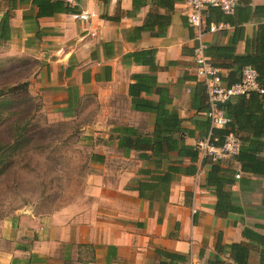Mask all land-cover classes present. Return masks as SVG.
Returning a JSON list of instances; mask_svg holds the SVG:
<instances>
[{"label":"crops","instance_id":"obj_1","mask_svg":"<svg viewBox=\"0 0 264 264\" xmlns=\"http://www.w3.org/2000/svg\"><path fill=\"white\" fill-rule=\"evenodd\" d=\"M59 7L40 18L17 7L0 48L31 59L28 93L51 117L72 121L94 109L80 129L82 193L46 217L2 222L0 264H264V102L233 98L223 107L248 162L217 163L218 199L207 184L211 165L185 154L210 127L190 73L184 0L157 37L140 28L148 13L168 14L156 0ZM4 11L0 2V19ZM80 12L86 20L72 17ZM204 25H221L202 42L223 78L237 80L245 63L260 62L264 75V0H243L229 16L210 8Z\"/></svg>","mask_w":264,"mask_h":264},{"label":"rangeland","instance_id":"obj_2","mask_svg":"<svg viewBox=\"0 0 264 264\" xmlns=\"http://www.w3.org/2000/svg\"><path fill=\"white\" fill-rule=\"evenodd\" d=\"M6 49L0 48V86L28 83L33 71L31 59L6 56ZM30 97L33 100L24 101L20 107L30 106L32 118L22 115L20 121V125L28 122L22 134L29 140L22 141L19 151L9 155L0 174V224L19 216L46 217L82 193L86 158L79 141L80 129L94 109L64 121L51 117L38 97ZM4 128H0V138L10 144L9 130Z\"/></svg>","mask_w":264,"mask_h":264},{"label":"built area","instance_id":"obj_3","mask_svg":"<svg viewBox=\"0 0 264 264\" xmlns=\"http://www.w3.org/2000/svg\"><path fill=\"white\" fill-rule=\"evenodd\" d=\"M48 1H60L67 7H74L77 0ZM237 1L184 0L188 7V11L185 13L186 24L191 31V40L194 42L191 49L192 68L190 73L204 89L207 105L205 117L209 121L210 129L215 130H223L230 123V119L225 116L221 107H217V104L237 97H247L250 93L262 94V89L256 80V71L251 66L242 67L239 81L227 85L221 79L220 70L211 63L204 53L205 46L202 37L207 33L215 32L221 26L204 25L207 10L216 8L224 16H229L233 14ZM72 17L77 20H86L87 15L80 12L72 15ZM215 142L216 138L211 139L210 134H208L205 140L197 145V154L202 159H208L211 163H218L221 160L237 156L240 142L234 134L228 133L219 146L214 145ZM193 264L200 263L195 262Z\"/></svg>","mask_w":264,"mask_h":264},{"label":"trees","instance_id":"obj_4","mask_svg":"<svg viewBox=\"0 0 264 264\" xmlns=\"http://www.w3.org/2000/svg\"><path fill=\"white\" fill-rule=\"evenodd\" d=\"M181 1V0H156L157 5H164L167 8L168 14H151L148 13L145 17V21L143 25L140 27L142 30L148 32V34L152 37H157L161 33H163L170 22V14L172 12V7L174 2ZM5 6V11L2 14V17L0 19V41L6 42L9 40V34H10V28L7 23V19L10 15V13L15 10L17 7L23 6V5H29L31 8L36 9L35 12V18H40L43 16L51 15L52 13L56 12L57 6L62 5L64 7H59V12L68 13L69 10L65 5H63L60 1H48V0H0ZM133 6L137 7L140 4V0H132ZM214 65V64H213ZM215 66V65H214ZM244 66H250L249 64L245 63L242 64L239 67L238 72V78L237 80L233 81H227V78H223L221 76V79L227 84H234L239 81L240 71L242 67ZM216 67V66H215ZM257 74V83L259 84L260 88L262 89V94H255L250 93L247 96V99L254 98L253 100H260V103L264 102V75L260 72V62L252 67ZM28 83L22 82L20 84H14L12 86H0V128L5 127L4 129H8L9 137L11 139V143H7L1 140L0 138V174L3 173V169L5 165L3 163L5 160L9 157V155H12V152L19 151L22 141L29 140V138L24 137V131L28 125V122H25L24 124L20 125V121L22 119V115L25 116V118H32L29 116L28 109L30 106H28L26 109L20 108L23 107L21 105L25 104L24 101L31 102L33 98H31L28 95ZM239 100L245 99V97H237ZM31 105V104H30ZM27 110V111H26ZM222 111L224 112L225 116L230 119V123L227 125V128L223 130H215L210 129L208 131V134H210V138H216V142L214 145L219 146L224 137L228 133H232L236 136L235 132L232 129V116L229 111H227V108H222ZM232 117V118H231ZM262 120H264V113L262 110H260V130L263 127L261 123ZM23 133V134H22ZM207 134V135H208ZM1 137V136H0ZM237 137V136H236ZM238 139V138H237ZM185 154L189 156V158L195 159L197 155V147L191 152L189 149H185ZM237 159L240 162L247 161L248 157L241 156V150L239 148V152L237 156L234 157V159ZM204 161H207L211 167L210 172L207 180V184L213 187L214 193L216 194V197L219 199V193L221 192V184L222 181L219 178L212 179L211 176L218 170L217 169V163H211L208 159H203ZM232 248H237L235 245L229 246ZM238 252L244 254L240 249H238ZM172 256H168V258H171ZM238 262H242L239 258L237 259V256L234 257V260Z\"/></svg>","mask_w":264,"mask_h":264},{"label":"water","instance_id":"obj_5","mask_svg":"<svg viewBox=\"0 0 264 264\" xmlns=\"http://www.w3.org/2000/svg\"><path fill=\"white\" fill-rule=\"evenodd\" d=\"M241 3H243V0H238V1H237V4H241ZM227 103H228V101H225V102H223V103H221V104H217V107H221V108H223L224 106L227 105Z\"/></svg>","mask_w":264,"mask_h":264}]
</instances>
